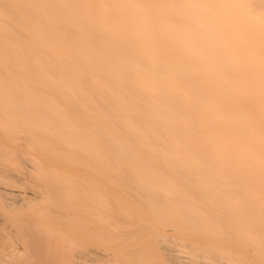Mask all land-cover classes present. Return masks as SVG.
I'll list each match as a JSON object with an SVG mask.
<instances>
[{
  "label": "bare ground",
  "instance_id": "6f19581e",
  "mask_svg": "<svg viewBox=\"0 0 264 264\" xmlns=\"http://www.w3.org/2000/svg\"><path fill=\"white\" fill-rule=\"evenodd\" d=\"M0 264H264V0H0Z\"/></svg>",
  "mask_w": 264,
  "mask_h": 264
}]
</instances>
